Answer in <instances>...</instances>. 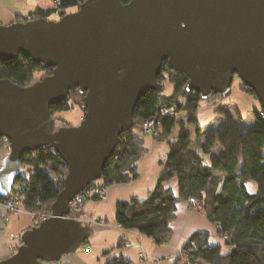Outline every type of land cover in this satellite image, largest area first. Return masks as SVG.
Returning a JSON list of instances; mask_svg holds the SVG:
<instances>
[{"label": "water", "instance_id": "obj_1", "mask_svg": "<svg viewBox=\"0 0 264 264\" xmlns=\"http://www.w3.org/2000/svg\"><path fill=\"white\" fill-rule=\"evenodd\" d=\"M30 57L52 72L20 86L0 79V167L7 196L24 154L51 144L67 166L50 215L21 235L0 264L58 262L76 252L92 226L69 217L70 203L103 176L147 90L163 91V62L188 77L203 99L232 92L235 77L264 112V0H85L58 19L0 23V61ZM85 93L81 122L55 130L51 106Z\"/></svg>", "mask_w": 264, "mask_h": 264}, {"label": "trees", "instance_id": "obj_2", "mask_svg": "<svg viewBox=\"0 0 264 264\" xmlns=\"http://www.w3.org/2000/svg\"><path fill=\"white\" fill-rule=\"evenodd\" d=\"M84 1L62 0L58 8H38L28 16L30 19H58L77 10ZM28 16L17 21L27 20ZM39 70H43V74L36 78ZM51 72V68L45 69L23 54L15 60L0 61V79H9L20 86H28ZM167 78L172 84L169 93L150 89L141 95L134 111L133 128L121 135L102 178L96 182L109 186L127 183L138 176V161L146 151L143 124L156 117L158 133L154 138L168 142L167 160L147 198L133 197L117 202L118 224L137 229L152 237L156 244H166L172 236L171 223L178 200L195 197L218 233L227 236L231 247L224 251L220 245L210 243L208 233L197 231L182 246L178 259L188 264H264V112L254 91L240 82V90L257 101V107L252 110L253 122L246 123L243 120L246 115L239 111L234 114L220 108L221 124L208 129L196 144L202 131L199 107L207 101L219 105L232 92L203 99L199 92L187 90L189 79L184 73L171 69L164 61L158 80L164 83ZM84 95L79 89L71 90L66 100L51 106L53 116L55 112L69 110L73 104L84 112ZM174 105L173 115L163 114V109ZM2 145L9 146L4 137H0ZM200 148L209 154V163L204 162ZM21 162L23 167L28 166L29 174L21 172L14 184L23 187L20 192L23 206L38 219L43 216L42 221L50 215L51 205L63 189L67 166L51 144L24 154ZM172 179L177 181V193L167 186ZM249 179L257 182L256 193L248 192L245 183ZM16 190L14 186L11 192L16 193ZM7 196L0 195V200ZM106 264H130V260L112 258Z\"/></svg>", "mask_w": 264, "mask_h": 264}, {"label": "crops", "instance_id": "obj_3", "mask_svg": "<svg viewBox=\"0 0 264 264\" xmlns=\"http://www.w3.org/2000/svg\"><path fill=\"white\" fill-rule=\"evenodd\" d=\"M52 7V0H0V23H11L28 16L38 8ZM239 84L234 97L230 96L224 100V104L228 105L224 109L233 112V107L238 108L236 104L238 101L245 105L244 110L249 113V110L257 107L256 101L242 92ZM169 92L170 90L167 93ZM220 108L222 103L219 105L203 103L199 107L198 117L202 131L195 140L196 144L204 138L208 129L221 124L223 119L218 114ZM239 110L242 113V109ZM253 120L252 118L250 122ZM144 146L146 151L138 161V176L135 179L127 183H113L107 186L103 197L86 201L84 212L105 220V224L92 225L90 238L76 252L65 254L58 262L46 264H106L108 260L120 257L130 260V264H188L183 259H178V254L194 232H206L209 234L211 244H223L225 238L218 233L216 225L204 212L193 211L189 202L184 199H179L176 204L175 218L171 223L172 236L166 244H156L152 237L137 229L119 226L116 220L117 202L133 197L147 198L157 183L163 163L167 160L169 150L167 141L144 136ZM8 152L7 145L0 146V167ZM167 186L177 193L176 179L168 182ZM37 220L38 217L22 205L15 212L0 216V259L9 257L17 250L21 244L22 233L34 226Z\"/></svg>", "mask_w": 264, "mask_h": 264}, {"label": "built area", "instance_id": "obj_4", "mask_svg": "<svg viewBox=\"0 0 264 264\" xmlns=\"http://www.w3.org/2000/svg\"><path fill=\"white\" fill-rule=\"evenodd\" d=\"M53 1V7L58 8L62 2V0H52ZM30 19V17H27ZM175 108L176 105L168 108V109H163V114H170L173 115L175 113ZM263 114V113H261ZM143 133L145 135H149L151 137H156L158 131L156 129V117H151L147 119L144 124H143ZM16 187V193H12V188ZM11 188V191L9 195L3 199L0 200V213L7 215L9 213L15 212L20 205L23 206V194H20L22 191L23 187L20 184H13ZM107 186L103 184H98L96 181L92 183L91 186L88 187V189L79 195L75 197L74 200L71 201L70 203V213L69 217H74L77 220L81 221L83 224H88V225H96V224H105V220L103 219H98L93 217L92 215H89L87 213H81L82 209H84L86 201L94 195H98L99 197H103L104 194L106 193ZM19 193V194H18ZM190 204V208L193 211H196L198 213L203 212V207L202 204L195 198V197H190L188 200ZM119 226H121L119 224ZM224 238L226 239L227 236L224 235ZM227 248L229 249L231 246L229 244H226ZM41 264H46V262H41Z\"/></svg>", "mask_w": 264, "mask_h": 264}, {"label": "rangeland", "instance_id": "obj_5", "mask_svg": "<svg viewBox=\"0 0 264 264\" xmlns=\"http://www.w3.org/2000/svg\"><path fill=\"white\" fill-rule=\"evenodd\" d=\"M53 2V1H52ZM43 74V70H39L35 73V77L36 78H40ZM165 74L167 75V72L165 71ZM238 83H240V80L238 79V77H235L234 81H233V88H232V93L230 94V96L234 97V93L235 91H237V87H238ZM164 85H165V88L164 90H166V92H168L170 90V87H172V84L168 81V78L166 79V81L164 82ZM240 85V84H239ZM168 90V91H167ZM246 94V93H245ZM248 95V94H247ZM230 96H228L227 98H230ZM251 96V95H249ZM252 99L254 101L255 98L253 96H251ZM225 98V99H227ZM224 99V100H225ZM224 100L221 102L222 103V108L221 109H224L225 107H227L228 105H225L224 104ZM235 101V100H234ZM206 105H214L213 102L211 101H207L205 102ZM236 104L238 105V108H232L233 109V112L234 114L237 112V111H240L239 109L241 108L242 109V113L245 114L246 116L243 117V120L246 122V123H249L250 121H252V118L254 117L253 116V112L252 110H249L248 112L249 113H246V110H244V104L243 103H238V101H236ZM256 104H257V101H256ZM248 106V105H246ZM218 114L220 115V112L218 111ZM83 115H84V112L82 110V108L79 106V105H75L73 104V106L69 109V110H64V111H58V112H55L54 113V116H53V124H54V128L55 130L58 129V128H61V127H64V126H67L68 124L69 125H78L82 118H83ZM146 136H149V135H146ZM8 149H9V146H8ZM200 152L202 154V156L204 157V162L205 163H209V154L207 153H204V151L201 150L200 148ZM22 173L25 174V175H28L29 174V168L28 166H24L23 169H22ZM246 187H247V190L248 192L250 193H256L257 192V189H258V186H257V182L253 179H249L246 181ZM31 212V211H30ZM13 213V212H12ZM33 213V212H32ZM81 213H85L84 212V209H82ZM203 213V212H202ZM10 214V213H9ZM34 214V213H33ZM3 214L0 213V216H2ZM8 215V214H7ZM35 215V214H34ZM38 217V216H37ZM41 218H43V216H39V219L37 220V223H35V225L39 224V222L41 221ZM31 228V227H30ZM218 231V230H217ZM224 238V236H222ZM227 244V238L226 239H223V244H218L220 245L224 251H226L228 248L226 246ZM16 252V251H15ZM14 252V253H15ZM11 256V255H10Z\"/></svg>", "mask_w": 264, "mask_h": 264}]
</instances>
